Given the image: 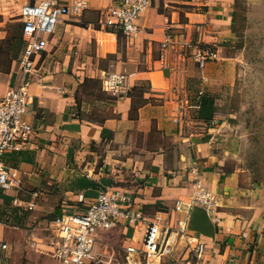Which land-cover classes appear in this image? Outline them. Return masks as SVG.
Returning <instances> with one entry per match:
<instances>
[{
  "label": "crops",
  "instance_id": "crops-1",
  "mask_svg": "<svg viewBox=\"0 0 264 264\" xmlns=\"http://www.w3.org/2000/svg\"><path fill=\"white\" fill-rule=\"evenodd\" d=\"M24 1L0 0V96L20 76ZM85 2L79 16L61 15L27 87L26 119L34 133L24 147L4 155L22 180L42 183L26 200L29 208L49 209L55 217L83 211L105 187L128 192L144 220L130 225L120 218L98 231L94 253L112 264L113 256L123 261L124 246L139 243L147 220L163 227L175 226L177 219L190 222L195 207L187 211L185 204L199 180L218 199L207 215L214 233L188 227L163 264L170 258L194 264L187 247L191 238L204 241L209 264H264V179L240 165L236 155L227 158L218 136L220 88L234 83L239 57L233 55L236 1L151 0L130 38L102 23L118 0ZM166 31L177 43L212 45L217 59L199 67L189 48L180 54L175 45L162 60L159 43ZM109 71L127 75L128 93L115 97L102 89L101 77ZM87 85L111 96L110 112L100 120L79 114L78 93ZM201 95L213 100L210 119L199 115Z\"/></svg>",
  "mask_w": 264,
  "mask_h": 264
},
{
  "label": "built area",
  "instance_id": "built-area-1",
  "mask_svg": "<svg viewBox=\"0 0 264 264\" xmlns=\"http://www.w3.org/2000/svg\"><path fill=\"white\" fill-rule=\"evenodd\" d=\"M150 1L118 0L106 11L102 23L121 31L128 38L135 37L139 31L138 18ZM85 7V0H25L20 6L19 17L24 39L19 59L20 76L17 83L8 86L0 96V195L18 190L22 185L18 170L7 165L4 155L24 147L34 133L33 125L26 119L28 104L31 102L27 87L38 72L40 57L46 49L48 38L61 15L79 16ZM175 45L180 48V54H184V48H189V55L199 67L218 57L212 45L198 41L177 43L171 32L166 31L159 43L162 60ZM101 87L115 97L126 94L129 90L127 75L116 71L105 72L101 77ZM194 185V192L185 204L186 210L201 207L209 215L216 209L218 199L201 181L196 180ZM181 204V200L175 201L176 208ZM120 218L130 225L144 220L141 209L133 207L128 192L115 186L105 187L83 211L62 212L49 220L47 251L62 264H106L94 253L98 242L97 233L111 228ZM188 223L187 219H177L175 226L163 227L155 221L147 220L139 243L124 246L123 261L113 256V264H163L180 237L187 232ZM187 247L194 264H209L204 257V241L191 238L187 240ZM8 249L9 242L3 233L0 218V264L1 257Z\"/></svg>",
  "mask_w": 264,
  "mask_h": 264
},
{
  "label": "rangeland",
  "instance_id": "rangeland-1",
  "mask_svg": "<svg viewBox=\"0 0 264 264\" xmlns=\"http://www.w3.org/2000/svg\"><path fill=\"white\" fill-rule=\"evenodd\" d=\"M235 1L232 25L237 52L233 55L239 57L234 83L220 88L223 96L218 104L222 117L218 119L221 128L218 136L227 158L236 155L240 165L263 180L264 0ZM110 97L101 88L83 87L78 93L79 114L86 119L100 120L110 112L106 109ZM30 181L22 180L18 190L2 195L0 217L9 250L1 257V264H62L47 251L46 245L50 234L48 222L54 214L49 209H31L26 203L42 187L40 181ZM51 189L59 190L56 186ZM177 263L175 258L164 261V264Z\"/></svg>",
  "mask_w": 264,
  "mask_h": 264
},
{
  "label": "water",
  "instance_id": "water-1",
  "mask_svg": "<svg viewBox=\"0 0 264 264\" xmlns=\"http://www.w3.org/2000/svg\"><path fill=\"white\" fill-rule=\"evenodd\" d=\"M189 228L200 231L204 235L212 236L214 233V227L211 221L209 220L206 212L201 207H195L192 210Z\"/></svg>",
  "mask_w": 264,
  "mask_h": 264
},
{
  "label": "trees",
  "instance_id": "trees-1",
  "mask_svg": "<svg viewBox=\"0 0 264 264\" xmlns=\"http://www.w3.org/2000/svg\"><path fill=\"white\" fill-rule=\"evenodd\" d=\"M197 104L199 106V115L203 117L205 116L207 119H210L214 111L212 98L206 95H201Z\"/></svg>",
  "mask_w": 264,
  "mask_h": 264
}]
</instances>
